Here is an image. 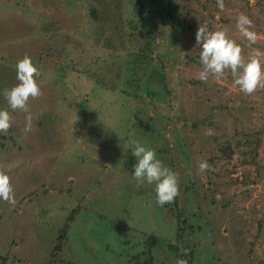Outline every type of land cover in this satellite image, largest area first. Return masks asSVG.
Wrapping results in <instances>:
<instances>
[{
	"label": "rangeland",
	"instance_id": "1",
	"mask_svg": "<svg viewBox=\"0 0 264 264\" xmlns=\"http://www.w3.org/2000/svg\"><path fill=\"white\" fill-rule=\"evenodd\" d=\"M129 2L118 0L113 10L126 30L129 22H135ZM95 4L93 0H0V109L8 108L2 91L18 83L15 65L25 55L40 70L37 82L42 92H47L46 101L33 104L34 99L29 100L34 123L42 125L33 146L12 147L9 134L1 139L12 148L5 149L4 159L16 160L18 168L8 165L11 169L0 159L3 170L10 177H23L27 186L20 194L31 193L28 202L18 205L20 194L14 206L0 202L3 264H124L127 256H145V240L157 241L151 248L153 264H173L164 243L175 240L179 207L166 211L156 203L154 184H140L132 178L137 160L125 146L130 139L154 149L157 158L177 174L181 190L194 185L200 197L210 193L217 206V213L207 215L197 209L202 202L190 187L188 193L180 190L179 206L188 215L185 224L191 226L182 232L189 234L192 248L195 246L192 264H264V89L245 95L232 87L231 74H226V82L221 81L216 89L218 80L200 82L196 69L177 57L180 63L174 78L186 80L179 97L177 93L173 96V89H167L170 94L166 97L165 84L160 90L153 85L160 79L166 83L167 78L172 88L173 70L167 67L161 71L147 55L134 61V45L127 40L130 36L122 24L118 23V32L113 29L115 18L109 17L104 27L92 21V7L100 11ZM176 4L185 17L178 24L176 37L172 36L179 55H194L200 25L228 34L234 30L230 21L236 24L241 13L254 25L251 30L257 38L253 51L264 53V0H224L223 10L217 0H176ZM78 15L81 18L72 21ZM153 21V28L158 29L167 18ZM74 25H79L78 37L72 35ZM164 30L169 44L170 31ZM134 34L137 38L138 32ZM136 38L133 43L137 46L143 40L136 42ZM70 40L79 52L93 44L92 54H80L81 65L90 69L81 71L92 72V78L66 72L69 67L64 58L73 48ZM90 55L98 59L91 61ZM167 104L175 115L173 120ZM40 108L50 113L39 114ZM165 111L163 118L160 114ZM17 112L12 126L19 128L20 115L25 122L27 114ZM47 120L60 123L61 130L45 126ZM206 129L215 134L205 136ZM225 141H230L232 156L216 160L220 155L216 148ZM243 147L246 161L242 170L243 161L237 159L242 152L237 149ZM128 160L133 170L125 169ZM201 160L213 170L198 174ZM249 163H255L257 169ZM244 174L248 179L244 180ZM86 182L89 185L83 187ZM79 193L85 198L77 200L74 207L84 210L72 221L65 243L52 255L57 233L73 208L72 195ZM90 203L96 204L87 208ZM17 206L19 210H13ZM103 210L105 215L99 218L95 212ZM108 223L118 229L104 228Z\"/></svg>",
	"mask_w": 264,
	"mask_h": 264
},
{
	"label": "trees",
	"instance_id": "2",
	"mask_svg": "<svg viewBox=\"0 0 264 264\" xmlns=\"http://www.w3.org/2000/svg\"><path fill=\"white\" fill-rule=\"evenodd\" d=\"M93 1H95V3L99 6L100 11H98L97 8H95L94 6L92 7V9L90 10L92 21L95 23H97V21H98L100 23L99 26L104 27V24L109 17L115 18L116 23L114 24L113 29H118L117 31L121 32V30H119V27H118V23L122 24L121 19L118 18L117 16L113 15L114 11L116 10L118 0H93ZM130 1L132 3V8L134 10L133 11L134 14H132V15L135 18V22H133L132 25L129 22V29H127V30H126L124 24H122V26H123V30H125V32L128 33V35L130 36V38L127 40L130 41V43H132V45H134L132 56L135 58H133V60L135 61L137 58H140L143 60L145 57L148 56L149 62L154 63L155 66H157V67H160L161 71H165L167 67L172 69L173 72H171V74H170L171 75V82H173L172 88H170V85H168L169 81L167 78H166V83H164V80L160 79L161 82L159 83L157 81V83L154 84L153 87L156 88L157 90H160L161 86L163 84H165L166 90L165 89H162V90L165 91L166 97L170 94V92L168 91L169 89H173V92H172L173 96L175 95V93H177V96L179 97V93L183 89V84H184L186 79H184L183 77L174 78V75H176V74H174L175 73L174 70H177V66L180 63V59H178L177 57H182L183 59L185 58L184 59L185 64H187V66H189V67H192L193 69H196L195 72H199L201 70V67H202V65L200 63L201 47L197 44L194 45V52H195L194 55L183 54L181 56V55H179V53L177 51L174 50L175 42H173L172 36L176 37L175 35H177L176 32H177V29L179 26L178 24H181V21L185 19V17L179 13V10H178L179 8L176 4V0H143V1L142 0H130ZM131 3L129 2L126 4H127V6H130ZM96 4H95V6H96ZM128 4H130V5H128ZM110 8H112V9H110ZM80 18L81 17L79 15H78V17L73 16L72 21L78 20ZM151 18L158 19L159 21L163 20L164 18H167V22L162 23L161 28L155 29V28H153L154 21ZM81 21H82V19L80 20V22ZM230 24L232 25V28H234V30L229 31L230 33L228 32V36L230 39L234 40L237 44H239L242 47L243 55L247 58L253 52L252 47L254 46V44L250 43L246 38L243 37V35L236 28V24L233 21H230ZM78 26L79 25H74V28L71 30L73 36L75 35L76 37H78V35H77L78 31H76ZM164 29H166V30L169 29V31L171 33V34L168 33V35L170 36L169 37V39H170L169 44L166 42L167 37L165 36L166 32ZM159 30H160L159 34H162V36L156 33V32H159ZM217 30H220V29H216V31ZM136 31L138 32L137 38L135 37V34H134V32H136ZM233 33H237V35L234 36ZM135 38H136V42L139 41L140 39H142L143 41H140L139 43H137V46H136L133 43ZM69 43L71 44L70 46L73 47L74 43L72 44L71 40ZM87 48L88 49L86 50V52H85V50L82 52H79V50L75 49L74 47L71 48L72 53H67L66 57L64 58L66 60L67 66L69 67L66 69V72L71 73L73 75L76 74L79 76H82V75L85 76L86 74H88L92 78V72L81 71V69H86V70L90 71V69L84 68L81 65L82 61L80 58L81 53H87V55H88L89 54L88 52L90 51L92 54V51H93L92 48H94L93 44H91ZM52 50L53 49H50V47H49V51L51 52ZM152 52H158V53L154 55ZM151 53H152V55H151ZM145 55H147V56H145ZM90 58H91V61L98 59L95 56L93 57L92 55H90ZM51 59H53V58H51ZM51 63H53V62H51ZM89 63L93 66L92 62H88V65H89ZM226 74H231V73H230V71H226ZM176 77H177V75H176ZM93 78H95V77L93 76ZM213 80H214V78L210 76L208 81L204 82V83H208V82L213 81ZM177 81L179 84H177ZM221 81H223V80L216 81V82H218V83H216V89H219V85L221 84L220 83ZM194 82H196V81H192V83H194ZM224 82H226V80H224L222 83H224ZM42 93H43L42 96L34 99L33 104L36 101H38V103H39L41 101L47 100V92L45 93L43 91ZM74 105L72 108L73 111H75V109H76ZM168 106H169V104H167V109H169ZM40 109L41 110H40L39 114L46 115V114L50 113V111L43 110L42 108H40ZM169 111H170L169 116H171L173 114L172 110L169 109ZM16 113H18V112L17 111L11 112L13 119H16V117H18ZM167 113H168V111H165L164 113H162L160 115L163 118H165V115ZM77 116H79V115H77ZM179 116L180 115L178 113H176L177 120L179 119ZM174 118H175V115H172L171 120H173ZM22 120H23L22 116L20 115V117H19V123H20L19 128L15 127V126H11V128L9 129V131L6 134L0 133V159H2L7 166L13 165V169L16 171L18 170L17 165H14V161H16V160L13 161L12 158L10 160L4 159L3 154H4L5 149H10V148H9V146L7 147L6 143L2 142L1 139H3L7 134H9L8 137H9V140L12 144V147H19L22 144V145H24V147H26L28 149V148H31V146H33L35 135L40 130L39 127L42 126L41 122H38V123L36 122V124H35L33 121L34 127L30 133H33V131H34V134L29 135V133L26 134L23 131V129L25 127V122H23ZM36 126H38V130H36V128H35ZM45 126L49 127L50 129H54V128L60 129V123L56 124V123L52 122V120H47V124ZM179 127H181V126H179ZM13 132H15V133H13ZM10 134L16 135L19 138L14 139L12 136H10ZM22 134H24V135H22ZM67 135H68V133H67ZM29 138L31 140H29ZM243 138H244L245 145L250 146L249 145L250 143L246 141L245 137H243ZM29 141H30V143H29ZM225 143L226 144H221V145H219L218 148H216V152L218 154H220L219 156L215 157L216 160H219L220 156H224L226 158H231V156H232L231 147L232 146L230 144V141L229 142L225 141ZM172 144H173V142H172ZM28 145H29V147H27ZM237 146L238 145H235V148H237ZM243 149H244V147L242 149L238 148L237 150H240L242 152ZM10 150H12V148ZM255 154L256 153H254L253 157H256ZM238 157H237V159L243 161V164H242V166H243L242 170H243L245 167L246 158H245L243 152H242L241 156H238ZM43 162L44 161H42V164H43ZM131 164H132V161L128 160V162L125 164V166H126L125 169H128V171L133 170V168L131 167ZM3 165H4L3 163L2 164L0 163V169H2V170H3ZM248 166H252L253 170L257 169V165L255 163H249ZM8 167H10L12 169V166H8ZM20 174H21V171H20ZM245 174L243 177L244 180L248 179V177H247L248 175H245ZM21 178L23 179V177H10V182H11L12 186L13 187L16 186V187H14L15 200L18 198V196L21 192H24V186H27V183L24 184ZM243 184H245V183H243ZM88 185H89L88 182H86V184L83 187L88 186ZM189 187H190L192 192H195V194H197V198L202 202V206H197L198 210L203 209L205 211V214H207V215L208 214L211 215L212 213H217V210H218L217 206L214 205V201L212 200L210 193H209L210 195L204 194L202 197H200L197 193V188H195L194 185L193 186H185L183 188V190H181V189L180 190L183 193H188L187 191H188ZM18 190H19V193H18ZM84 191H86V189ZM30 195H31V193L20 194L21 198L17 200L16 205H18V203L20 204V202H22V201L28 202L30 199ZM84 196H86V195H84ZM84 198L85 197H82L80 193L77 195H72L73 208L68 212V215H66V220H65L66 224L63 227H61L57 233V237H56L55 242L53 243V246H52V253H51L52 255L54 252L58 251L62 247V244L65 243L64 242L65 235L67 234V232H69L72 221L77 217L78 213H80L82 210H84L83 208L78 209V207L77 208L74 207L77 200H81ZM178 199H179V196L176 198L175 202L170 203V204H165L163 206L164 208H166L165 209L166 211H169V208L171 206L174 208L175 207L177 208V206H178L179 208H177V212L180 211V213H179L180 218L176 219V221H175L176 222L175 223V227H176L175 240L174 241L170 240V241H167L166 243H164V247L168 245L167 251H165V252H168L171 255L170 260H171V263H173V264H176L177 259H186L188 264H192L193 263V257H194V251H195V249H193V248H195V246H193V248H192V245H191L192 242L190 241V238H188L189 234L185 235L184 232H182L183 228L188 231L191 228V226L188 227V224H185V222H184V219H186V217H188V215L185 212V209H182L179 206ZM0 202L2 203L1 205H5V207L7 206V204H9L7 202H4L3 200H0ZM196 202H197V199H196ZM96 203L88 204L89 207L87 205V208H91V206L92 205L94 206V204H96ZM97 205H100V203L98 202ZM9 206H8V208L10 209ZM97 209L100 210L101 208L99 207ZM13 210L18 211L19 207L18 206L16 208L13 207ZM95 213H98L97 216L99 218H103L105 215V210L97 211ZM182 218H183V221L180 223V221H181L180 219H182ZM111 227H113L112 229H118V227H116L112 223L106 224L104 228H111ZM119 230H121V229H119ZM214 230H216V228ZM149 239H150V237H149ZM156 242H157L156 240H152V241H148L146 243V240H145V248L142 247V250L144 251L145 256H147V257H145L144 255L141 256V253L133 254L130 257L127 256L126 263H124V264H153L155 262V258L153 256L152 249H154L153 246L156 244ZM150 249H151L152 255L149 252ZM185 249L188 250L187 256L184 255ZM122 253L123 252H120V255H122ZM130 258H133L132 263H131ZM4 262H5V260L1 258L0 264H3Z\"/></svg>",
	"mask_w": 264,
	"mask_h": 264
},
{
	"label": "clouds",
	"instance_id": "3",
	"mask_svg": "<svg viewBox=\"0 0 264 264\" xmlns=\"http://www.w3.org/2000/svg\"><path fill=\"white\" fill-rule=\"evenodd\" d=\"M217 6L223 10L224 0H217ZM252 20L241 13L237 17L236 28L250 43L256 42L257 35L251 29ZM196 44L201 47V70L197 78L207 82L209 77L216 80L226 78V71L232 76V87L237 88L245 95H252L259 89H264V53L254 50L247 58L243 55L242 47L230 39L226 30L209 31L207 25H200L196 32ZM16 79L18 83L12 88H5L2 95L7 103V109H0V133H7L12 126L11 112L22 111L26 113L24 133L33 130V119L29 108V100L43 95L37 78L41 76L40 70L34 65L32 59L25 55L16 65ZM10 109L11 112L8 110ZM77 120V116H76ZM213 129H206L204 135H214ZM131 149L136 158L132 178L140 184L155 185L156 203L164 206L175 202L180 195V186L177 174L165 166L157 158L154 149L147 147L136 139H130L125 145ZM213 170L205 160L198 163V174ZM0 200L15 205L14 188L10 176L0 169ZM188 255V250H184ZM176 264H188L186 259H177Z\"/></svg>",
	"mask_w": 264,
	"mask_h": 264
}]
</instances>
